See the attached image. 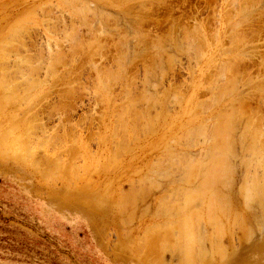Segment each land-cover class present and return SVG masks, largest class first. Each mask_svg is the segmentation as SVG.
<instances>
[{
    "label": "rangeland",
    "instance_id": "rangeland-1",
    "mask_svg": "<svg viewBox=\"0 0 264 264\" xmlns=\"http://www.w3.org/2000/svg\"><path fill=\"white\" fill-rule=\"evenodd\" d=\"M0 47V264H180L186 219L198 264H264V0H0Z\"/></svg>",
    "mask_w": 264,
    "mask_h": 264
},
{
    "label": "bare ground",
    "instance_id": "bare-ground-1",
    "mask_svg": "<svg viewBox=\"0 0 264 264\" xmlns=\"http://www.w3.org/2000/svg\"><path fill=\"white\" fill-rule=\"evenodd\" d=\"M68 2H69V1H68ZM76 4H77V3H76ZM122 4H123V3H122ZM244 5H245V4H244ZM139 6H140V4H139ZM229 6H230V5H229ZM70 7H71V6H70ZM129 8H130V7H129ZM129 8H128V6H127V7H126V11H129ZM123 9H124V8H123ZM127 9H128V10H127ZM143 9H144V8H143ZM236 9H237V8H236ZM92 10H93V9H92ZM94 10H95V9H94ZM121 11H122V9H121ZM123 11H124V10H123ZM126 11H125V12H126ZM131 11H132V10H131ZM233 11H234V10H233ZM80 12H81V11H80ZM141 12H142V11H141ZM90 13H91V12H90ZM122 13H124V12H122ZM241 13H242V12H241ZM124 14H125V13H124ZM126 15H128V14H126ZM86 19H87V18H86ZM241 19H242V18H241ZM243 19H244V18H243ZM249 19H250V18H249ZM103 20H104V19H103ZM138 20H139V22H140V19H138ZM241 21H242V20H241ZM241 21H240V22H241ZM126 27H128V26H126ZM128 28H129V27H128ZM141 28H142V27H141ZM23 29H25V28H23ZM27 29H28V28H27ZM133 30H134V29H133ZM18 32H19V31H18ZM22 32H23V31H22ZM75 32H76V31H75ZM27 33H28V32H27ZM77 33H78V31H77ZM74 35H75V34H74ZM76 35H77V34H76ZM12 36H13V35H12ZM71 36H73V35H71ZM103 36H104V35H103ZM124 36H125V35H124ZM241 36H242V35H241ZM77 37H78V36H77ZM6 38H7V37H6ZM10 38H11V37H10ZM74 38H75V37H74ZM245 38H246V37H245ZM16 39H17V38H16ZM72 39H73V37H72ZM137 39H138V38H137ZM246 39H247V38H246ZM8 40H9V39H8ZM76 40H77V39H76ZM127 40H128V39H127ZM14 41H15V39H14ZM86 41H87V40H86ZM96 41H97V40H96ZM2 42H3V41H2ZM141 42H142V41H141ZM184 42H185V41H184ZM86 43H87V42H86ZM8 44H9V43H8ZM66 44H67V43H66ZM157 45H158V44H157ZM157 45H156V46H157ZM2 46H3V45H2ZM81 46L83 47V44H82ZM6 47H7V46H5V48H6ZM76 47H77V45H76ZM203 47H204V46H203ZM239 47H240V46H239ZM0 48H1V47H0ZM84 48H85V47H84ZM86 48H87V47H86ZM231 48H232V47H231ZM233 48H234V47H233ZM48 49H49V48H48ZM3 50H4V49H3ZM6 50H7V49H6ZM226 50H228V49H226ZM234 50H235V49H234ZM6 52H7V51H6ZM87 52H88V51H87ZM223 52H224V50H223ZM236 52H237V51H236ZM124 53H125V52H124ZM199 53H200V52H199ZM199 53H198V54H199ZM18 54H19V53H18ZM20 55H22V54H20ZM249 56H250V55H249ZM239 57H240V56H239ZM239 57H237V58H239ZM244 57H245V56H244ZM120 58H121V57H120ZM24 59H25V58H24ZM242 59H243V56H241V58H240V60H239V63L242 62ZM263 60H264V59H263ZM29 61H30V60H29ZM229 61H230V60H229ZM7 62H8V61H7ZM263 62H264V61H263ZM2 63H3V62H2ZM2 63H0V65H2ZM14 63H15V62H14ZM232 63H233V64H232ZM232 63H231V61H230L229 64H232V66L230 65V67L236 69L235 67H236L239 63L237 62V63H238V64H237L235 61H232ZM86 64H87V63H86ZM229 64H228L227 66H229ZM5 65H6V63H5ZM119 65H120V62H119ZM223 65H224V64H223ZM262 65H263V64H262ZM25 66H26V65H25ZM25 66H24V67H25ZM260 66H261V65H260ZM230 67H227V70H228V71H229V70L231 71V68H230ZM1 68H2V67H1ZM31 68H32V67H31ZM228 68H229V69H228ZM6 69H7V68H6ZM234 69H233V71H234ZM263 69H264V65H263ZM0 70H3V68L0 69ZM26 70H27V69H26ZM109 70H110V69H109ZM124 70H125V69H124ZM124 70H123V71H124ZM22 71H23V70H22ZM34 71H35V70H34ZM52 71H53V70H52ZM230 71H229V72H230ZM263 71H264V70H263ZM102 72H103V71H102ZM162 72H163V71H162ZM164 72H165V71H164ZM231 72H232V71H231ZM231 72H230V73H231ZM244 72H245V71H244ZM15 73H16V72H15ZM29 73L31 74V72H29ZM69 73H70V72H69ZM218 73H219V72H218ZM230 73H229V74H230ZM0 74H1V73H0ZM4 74H5V72H4ZM4 74H3L2 76H4ZM18 74H19V73H18ZM146 74H147V73H146ZM222 74H223V73H222ZM234 74H237V72H235ZM261 74H262V73H261ZM11 75H13V74H11ZM11 75H10V76H11ZM104 75H105V74H104ZM232 75H233V73H232ZM232 75H230V76H232ZM6 76H7V74H6ZM30 76H31V75H30ZM221 76H222V75H221ZM226 76H227V75H226ZM230 76H229V77H230ZM235 76H236V75H235ZM111 77H113V76H111ZM233 77H234V75H233ZM233 77H232V78H233ZM6 78H7V77H6ZM20 78H21V77H20ZM61 78H62V77H61ZM1 79H2V78H1ZM1 79H0V80H1ZM4 79H5V76H4ZM12 79H13V78H12ZM109 79H110V78H109ZM34 80H35V79H34ZM233 80H234V78H233ZM243 80H244V81H243V82H244L243 84L247 87L246 89L249 90V91H248L249 94L247 95V98H248V101H249L251 98L254 97V95H253V93H252V84H251V82H252V81H251L252 78L250 79L249 77H246V78H244ZM1 81H2V80H1ZM7 81H8V80H7ZM205 81H206V80H205ZM229 81H230V78H229ZM240 81H241V80H240ZM262 81L264 82V72H263V74H262V79H260L259 82H262ZM2 82H4V81H2ZM5 82H6V80H5ZM5 82H4V83H5ZM32 82H33V80H32ZM111 82H113V81H111ZM226 82H227V81H226ZM23 83H24V82H23ZM114 83H115V82H114ZM230 83H233V85L236 84V83L231 82V81H230ZM230 83H229V84H230ZM1 84H2V83H1ZM6 84H7V82H6ZM16 84H17V83H16ZM26 84H27V81H26ZM146 84H147V83H146ZM224 84H225V83H224ZM229 84H228V85H229ZM32 85H33V84H32ZM106 85H107V84H106ZM106 85H105V86H106ZM257 85H258V84H257ZM219 86H220V85H219ZM1 87H2V85H1ZM22 87H23V86H22ZM232 87H233V86H232ZM76 88H77V87H76ZM210 88H211V87H210ZM208 89H209V88H208ZM224 89H225V88H224ZM224 89H223V90H224ZM229 89H230V87H229ZM232 89H233V88H232ZM256 89H257L258 91H257L256 93L254 92V94H255L256 96L258 95L257 97H259V100H260L261 103H264V87H261L260 89H259V88H256ZM8 90H9V89H8ZM134 90H135V89H134ZM209 90H210V89H209ZM220 90H221V89H220ZM206 91H207V90H206ZM230 91H231V90H230ZM234 91H235V90H234ZM3 92H4V90H3ZM226 92H227V91H226ZM228 92H229V91H228ZM261 92H263V94H261ZM218 93H219V91H218ZM223 93H224V92H223ZM126 94H127V93H126ZM129 96H130V94H129ZM10 97H11V96H10ZM257 97H256V98H257ZM132 98H133V97H132ZM149 98H151V97H149ZM180 98H181V97H180ZM247 98H246V100H247ZM133 99H134V98H133ZM145 99H146V98H145ZM213 99H214V98H213ZM213 99H212V100H213ZM155 100H157V99H155ZM251 100H252V99H251ZM234 101H235V100H234ZM239 101H240V100H239ZM248 101H247V102H248ZM131 102H132V101H131ZM143 102H144V101H143ZM156 102H157V101H156ZM206 102H207V101H206ZM15 103H16V102H15ZM208 103H209V102H208ZM4 104H5V103H4ZM130 104H131V103H130ZM152 104H153V103H152ZM152 104H151V105H152ZM248 104H249V103H248ZM8 105H9V104H8ZM251 105H252V104H251ZM133 106H134V105H133ZM205 106H206V105H205ZM123 107H124V106H123ZM135 107H136V106H135ZM145 108H146V107H145ZM201 108H202V107H201ZM203 108H204V107H203ZM205 108H206V107H205ZM230 108H231V107H230ZM235 108H236V107H235ZM231 109H232V108H231ZM245 109H246V108H245ZM245 109H244V110H245ZM133 110H134V109H133ZM236 110H238V109L236 108ZM236 110H234V113L237 115V112H238L239 110H238V111H236ZM246 110H247V111H246ZM246 110H245V112H246V113H245V114H246V119H245V132H244L245 135H243V134H242V135L245 137V140H246V139H250V140H252V141H251V143H252L255 139L253 140V138H250V135H251V134H254L255 131H254L253 133H252L251 131H253V130H258V128L261 127V129H260L261 132H259V133H260V136H261V139H257V140H258V141H259V140L262 141V142L260 141V143L263 144V146H261L260 149L263 150V149H264V126L260 125V123H261V124L263 123V121H262V118H263V117L260 118V117L257 115V116L259 117V118H258V117L255 116L258 120L261 119V121H262V122H260V123L258 122L259 125H258V126L256 125V126H257V127H256V126L254 125V123H253V120L256 119V118H254L253 115H255V114H257V113H253V114H252V112H254V111H252V110L249 111V109H246ZM116 111H117V110H116ZM121 111H122V110H121ZM235 111H236V112H235ZM131 112H132V111H131ZM123 113H124V112H123ZM123 113H121V115H122ZM127 114H128V113H127ZM130 114H131V113H130ZM235 114H234V116H235ZM231 116H233V115H231ZM231 116H230L229 118L232 119ZM252 116H253L254 119H252ZM5 117H6V116H5ZM5 117H4V118H5ZM119 117H120V116H119ZM8 118H9V116H8ZM221 118H223V117H221ZM221 118H220V120H221ZM235 118H236V116H235L233 119L235 120ZM231 119H230V120H231ZM233 119H232V120H233ZM257 119H256V121H258ZM12 120H13V119H12ZM21 120H22V119H21ZM122 120H123V119H122ZM222 120H223V119H222ZM227 120H229V119L227 118V119L225 120L226 123H228ZM230 120H229V122H230ZM232 120H231V121H232ZM240 120H241V119H240ZM240 120H239V121H240ZM263 120H264V119H263ZM2 121H3V120H2ZM120 121H121V120H120ZM225 121L223 120V123H225ZM259 121H260V120H259ZM26 122H27V121H26ZM115 122H117V121H115ZM218 122H220V121H218ZM233 122H234V121H233ZM236 122H237V121H236ZM243 123H244V122H243ZM220 124H221V123H220ZM15 125H17V123H16ZM140 125H141V124H140ZM208 125H209V124H208ZM243 125H244V124H243ZM253 125L256 127V129L254 128ZM263 125H264V124H263ZM212 126H213V125H212ZM215 126H216V125H215ZM252 126H253V127H252ZM259 126H260V127H259ZM136 127H137V125H136ZM207 127H208V126H207ZM209 127H210V126H209ZM227 127H230V126H227ZM227 127H226V129H224V130H227ZM262 127H263V128H262ZM132 128H133V127H132ZM142 128H143V126H142ZM243 128H244V127H243ZM114 129H116V128H114ZM229 129H230V128H229ZM232 129H233V127H232L230 130H232ZM221 130H222V129H221ZM221 130H219V131H221ZM224 130H223V132H224ZM230 130H227V133H226V131H225V133L228 134V135H230V134L228 133V131H229L230 133H232ZM115 131H116V130H115ZM214 131H215V130H214ZM219 131H218V132H217V130L215 131L217 135H219ZM232 131H233V130H232ZM139 132H140V131H139ZM204 132H205V131H204ZM208 132H209V131H208ZM5 133H6V132H5ZM210 133H211V132H210ZM225 133H224V134H225ZM250 133H251V134H250ZM256 133H257V131H256ZM216 134L214 133V135H216ZM233 134H234V133H233ZM8 135H9V134H7V135L5 134V135H3V136L1 137V139H0V148H1L2 145L5 143V141H6V140H5V137L8 136ZM16 135H17V134H16ZM119 135H120V134H119ZM208 135H209V134H208ZM217 135H216V137H217ZM254 135H255V134H254ZM254 135L251 136V137L256 138L255 136H258L259 134L255 135V136H254ZM238 136H239V135H238ZM9 137H10V136H9ZM220 137L223 138V136H220ZM220 137H217V139H219ZM6 138H7V137H6ZM14 138H15V137H14ZM222 138H220V139H221V140H224V139H222ZM242 138H243V137H242ZM12 140H13V139H12ZM221 140H219V141H221ZM231 140H232V139H231ZM250 140H248V141H250ZM257 140H256V142H257ZM14 141H15V140H14ZM225 141H227V140H225ZM12 142H13V141H12ZM221 142H222V141H221ZM228 142H229V143H232L233 141H232V142L228 141ZM240 142H241V141H240ZM256 142L254 141L253 144L257 146L258 143H256ZM43 143H44V142H43ZM123 143H124V142H123ZM185 143H186V142H185ZM226 143H227V142H226ZM226 143H225V145H226ZM229 143H227V145H230ZM251 143L249 144V145L251 146L250 149L253 150V149H252V145H253V144L251 145ZM255 143H256V144H255ZM119 144H120V143H119ZM213 145H214V144H213ZM215 145H216V144H215ZM215 145H214V146H215ZM231 145H232V144H231ZM234 145H235V144H234ZM247 145H248V143H247ZM211 146H212V145H211ZM211 146H210V147H211ZM3 147H5V145H3ZM27 147H28V146H27ZM123 147H124V146H123ZM219 147H221V146H219ZM219 147H214V148H218V149H219ZM230 147H232V146H230ZM230 147H229V148H230ZM29 148H30V147H29ZM29 148H28V151L30 152ZM212 148H213V147H212ZM214 148H213V149H214ZM221 148H222V147H221ZM247 148H248V147H247ZM42 149H43V148H42ZM248 149H249V148H248ZM256 149H257L258 152H259V145H258V148H256ZM25 150L27 151V149H25ZM40 150H41V149H40ZM261 150H260V151H261ZM41 151H42V150H41ZM218 151H219V150H218ZM222 151H223V150H222ZM229 151H230V150H229ZM29 152H28V153H29ZM44 152H45V151H44ZM210 152H211V151H210ZM226 152H227V151H226ZM26 153H27V152H26ZM28 153H27V155H28ZM36 153H37V151H36ZM214 153H215V152H214ZM229 153H230V152H229ZM229 153H228V154H229ZM45 154H46V153H45ZM210 154H211V153H210ZM219 154H220V152H219ZM222 154H223V156H224V152H222ZM225 154H226V153H225ZM3 155H4V154H3ZM12 155H13V154H12ZM22 155H23V154H22ZM30 155H32V156H37V154H36V155L31 154V152L29 153V157H30ZM185 155H186V154H185ZM215 155H216V154H215ZM215 155H214V156H215ZM4 156H5V155H4ZM8 156H9V155H8ZM32 156H31V157H32ZM40 156H41V155H40ZM6 157H7V156H6ZM31 157H30L31 160H29V161H31V162H32V161H35V162H34L35 164H37L38 162L40 163V158H39V160H37V158L34 159V157H32V158H31ZM37 157H38V156H37ZM13 158H14V157H13ZM216 158H217V157H216ZM33 159H34V160H33ZM53 159H54V158H53ZM160 159H161V158H160ZM217 159H218V158H217ZM217 159H216V160H217ZM17 160H18V158H17ZM23 160H24V159H23ZM23 160H21V161H23ZM43 160H44V159H43ZM43 160H42V161H43ZM212 160H213V159H212ZM214 160H215V159H214ZM254 160H255V157H254ZM29 161H28V162H29ZM36 161H38V162L36 163ZM46 161H47V160H46ZM182 161H183V160H182ZM219 161H220V160H219ZM252 161H253V160H252ZM260 161H261V160H260ZM180 162H181V161H180ZM217 162H218V161H216V162L213 161L212 163L217 164ZM34 163H33V164H34ZM47 163H48V162H47ZM52 163H53V162H52ZM35 164H34V165H35ZM45 164H46V163H45ZM179 164H180V163H179ZM202 164H203V163H202ZM208 164H209V163H208ZM225 164H226V163H225ZM227 164H228V163H227ZM38 165H39V164H38ZM46 165H48V164H46ZM51 165H53V164H51ZM194 165H195V164H194ZM31 166H32V164H31ZM53 166H54V165H53ZM55 166H57V165H55ZM55 166H54V167H55ZM196 166H197V165H196ZM251 166H252V164H251ZM7 167H8V166H7ZM57 167H58V166H57ZM219 167H220V165H219ZM219 167L216 166L215 169L217 170V168H219ZM47 168H48V167H47ZM50 168H51V167H50ZM155 168H156V167H155ZM194 168H195V167H194ZM197 168H198V167H197ZM223 168H224V167H223ZM223 168H222V170H223ZM37 169H39V167H37ZM44 169H45V168H44ZM212 169H214V167H213ZM219 169H220V168H219ZM219 169H218V170H219ZM224 169H225V171L227 172L226 168H224ZM39 170H41V169H39ZM47 170L49 171V169H47ZM50 170H51V169H50ZM52 171H53V167H52ZM52 171H51V172H52ZM223 171H224V170H223ZM225 171H224V173H225ZM41 172H42V171H41ZM45 172H46V171H45ZM45 172H44V173H45ZM187 172H188V171H187ZM194 172H195V171H193V173H194ZM213 172L215 173V175L212 174ZM216 172H217V171H216ZM216 172H215V171H212V173H211V171H210L211 176L214 175L213 179L216 178V174H217V178L219 177V176H218V173H216ZM62 173H63V172H62ZM190 173H191V172H190ZM195 173H196V172H195ZM208 173H209V172H208ZM38 174H39V173H38ZM53 174H54V173H53ZM153 174H154V172H153ZM219 174H220V170H219ZM221 174H222V172H221ZM48 175H49V174H48ZM207 175H209V174H207ZM228 175H229V174H228ZM194 176H195V175H194ZM211 176H208L207 181H208L209 177H211ZM220 176H221V175H220ZM45 177H46V175H45ZM61 177H62V176H61ZM66 178H67V177H66ZM195 178H196V177H195ZM202 178H203V176H202ZM220 178H221V177H220ZM220 178H218V180H219ZM226 178H227V177H226ZM203 179H204V178H203ZM213 179H212V181H211V178H210V179H209L210 181L206 182L205 184L208 183L207 185H211V183H209V182H212V183H213V182H214V183L217 182V181H215L216 179H215L214 181H213ZM152 180H153V179H152ZM189 180H190V179H189ZM194 180H196V179H194ZM250 180H251V179H250ZM44 181H45V180H44ZM150 181H151V180H150ZM150 181H149V182H150ZM245 181H246V180H245ZM258 181H259V180H258ZM219 182H220V181H219ZM219 182H218V183H219ZM146 183H147V182H146ZM155 183H156V182H155ZM192 183H193V181H192ZM220 183H221V182H220ZM224 183H225V182H224ZM142 184H143V183H142ZM144 184H145V183H144ZM188 184H189V183H188ZM216 184H217V183H216ZM140 185H141V184H140ZM207 185H205V186H207ZM256 185H257V184H256ZM261 185H262V184H261ZM130 186H131V188H132V184H131ZM212 186H213V184L211 185V187H212ZM133 187H134V186H133ZM144 187H145V186H144ZM203 187H204V186H203ZM203 187L201 186V188H203ZM211 187H210V189H211ZM214 187H215V186H214ZM248 187H249V186H248ZM212 188H213V187H212ZM215 188H216V187H215ZM263 188H264V187H263ZM195 189H197V188H195ZM198 189H200V188L198 187ZM203 189H204V188H203ZM205 189H207V191H208V188L205 187ZM254 189H255V188H254ZM147 190H148V189L146 188V191H147ZM149 190H150V188H149ZM247 190H248V189H247ZM252 190H253V189H252ZM146 191H145V192H146ZM212 191H213V190H212ZM131 192H132V191H131ZM241 192H242V191H241ZM193 193H194V192H193ZM247 193H248V192H247ZM260 193H261V192H260ZM123 194H124V193H123ZM130 194H131V193H130ZM140 194H141V193H140ZM185 194H186V193H185ZM194 194H195V193H194ZM194 194H192V195H194ZM221 194H222V193H221ZM262 194H263V193H262ZM128 195H129V194H128ZM188 195H191V194L188 193L187 196H188ZM192 195H191V196H192ZM202 195H203V194H202ZM218 195H219V194H217V196H218ZM121 196H122V195H121ZM142 196H143V195H142ZM184 196H185V195H184ZM191 196H189V197H191ZM197 196H198V195H197ZM199 196H201L200 193H199ZM203 196H204V195H203ZM212 196H213V198H214V197L216 196V192H215V195L212 194ZM212 196H209V197H212ZM244 196H245V195H244ZM250 196H252V195H250ZM140 197H141V195H140ZM128 198H129V197H128ZM132 198H133V197H132ZM185 198H186V196H185ZM187 198H188V197H187ZM200 198H202V196H201ZM219 198H221V197H219ZM183 199H184V198H183ZM141 200H142V199H141ZM170 200H171V199H170ZM185 200H186L185 204L190 202L188 199H185ZM187 200H188V201H187ZM190 200H191V202L189 203V205L186 204L185 207H184V205H182L183 207L179 205L180 211H182V213H184L185 211H187V208H188V209L190 208V206H191L190 204H191V203H192V205H193V203H194V205L191 206V207H195V206H196L195 204H197V203H195L196 200L193 201V196H192V199H190ZM215 200H216V199H215ZM218 200H219V199H218ZM218 200H216L215 202L217 203ZM118 201H119V200H118ZM192 201H193V202H192ZM219 201L221 202V200H219ZM219 201H218V202H219ZM196 202H197V201H196ZM199 202H200V201H199ZM201 202H202V201H201ZM223 202H224V201H223ZM245 202H246V200H245ZM247 202H249V201H247ZM162 203H163V202H162ZM183 203H184V202H183ZM183 203H182V204H183ZM211 203H212V202H211ZM199 204H200V203H199ZM123 205H124V204H123ZM218 205H219V204H218ZM227 206H228V205H227ZM196 207H198V206H196ZM196 207H195V209H196ZM218 207H219V206H218ZM221 207H222V206H221ZM224 207H225V206H224ZM164 208H165V207H164ZM181 208H182V209H181ZM207 208H208V207H207ZM216 208H217V207H216ZM165 209H167V208H165ZM198 209H199V207H198ZM162 210H163V209H162ZM189 210H190V209H189ZM191 210H192V209H191ZM208 210H209V208H208ZM208 210H207V211H208ZM212 210H213V214H214L213 216H215V214H216L218 211L215 212L213 208H212ZM215 210H217V209H215ZM125 211H126V210H125ZM194 211H196V210H194ZM210 211H211V210H210ZM161 212H162V211H161ZM122 213H123V212H122ZM167 213H168V212H167ZM170 213H171V212H170ZM178 213H180V215H181V212H178ZM188 213H189V212H188ZM196 213H197V212H196ZM120 214H121V213H120ZM168 214H169V213H168ZM185 214L187 215L186 212H185ZM191 214H193V211L191 212ZM118 215H119V214H118ZM159 215H161L160 212H159ZM120 216H121V215H120ZM126 216H127V215H126ZM163 216H164V215H163ZM177 216H179V215H177ZM196 216H197V214H196ZM200 216H201V215H200ZM193 217H194V216H193ZM211 217H212V216H211ZM216 217H217V215H216ZM216 217H215V218H216ZM175 218H176V217H175ZM187 218L189 219V218H192V217H191V215H190V217L188 216ZM184 219H185V218H184ZM198 219H199V218H198ZM200 219H201V218H200ZM263 219H264V217H263ZM183 221H184V220H183ZM189 221H191V219H189ZM195 221L199 223V221H198L197 219H195ZM218 221H219V219L216 220V219H212V218H211L210 221L208 222V223H210V222L212 223V225H211V224H210V225H211V227H213V230H214L215 228H218V229H219V227H220L219 224H220L221 222H218ZM186 222H187V219L184 221V223H185V228H184V229L188 230V231H186V230L184 231V233L186 232V235H187L186 237H187V239H185L184 235L181 233V230H182V228H183L184 226H183V225H180L179 221H177V222H171L170 224H168L169 222H168V223L166 222V223H167V226L170 225V227H167V229H169V228L172 227V226H171L172 223H173V224L175 223L174 225H176V227H175L176 230H177V228L179 229L180 226H183L182 228H180V233L182 234V235H180V236H183L184 239H185L186 241H182V240H184V239H182V237H181L182 240L180 241V240L178 239L179 241H177V243H176L175 245L173 244L174 246H172V248L174 247V250L177 252V254H179V257H180V255H181V258H182L181 263L184 262L185 264H186V263L189 264L190 260H191V262H192L193 260L195 261V259H192V257H193V258L195 257V256H193L192 254L195 255V252H197V251L199 250V247H198V250H197V251L195 250V252H193V251H194V248H195L196 245H195L194 247H193V245H191V246L193 247V248H191V246H190L189 244L192 243V242L194 243V241L191 242L190 239H193V240H194V237H195L194 235H196L197 237L195 238V240H198V237H199L198 235H200V233L197 232V234H194L196 230L191 232V229H192L194 226L192 225V227H190V226L186 225ZM201 222H202V220H201ZM194 223H195V222H194ZM194 223H193V224H194ZM198 223H197V224H198ZM202 223H203V222H202ZM224 223H225V222H224ZM200 224H201V223H200ZM163 225H164V224H163ZM190 225H191V224H190ZM210 225H209V226H210ZM156 226H157V225H156ZM207 226H208V225H207ZM218 226H219V227H218ZM153 227H154V226H152V228H153ZM189 227H190L191 229H190ZM199 227L201 228V226H199ZM222 227H223V226H222ZM154 228H155V227H154ZM159 228H160V227H159ZM161 228H162V227H161ZM164 228H166V226H165ZM172 228H173V227H172ZM175 228H173V229H175ZM188 228L190 229V231H189ZM197 228H198V225H197ZM197 228H196V229H197ZM203 228H204V226H203ZM167 229H166V230H167ZM218 229H217V230H218ZM220 229H221V228H220ZM152 230H153V229H151V230H149V231H152ZM204 230H205V229H204ZM213 230H212V232H214ZM217 230H216L215 232H217ZM222 230H223V228H222ZM153 231L155 232V233H153V234H157V235H158V233H156V230H155V229H154ZM210 231H211V230H210ZM220 231H221V230H220ZM161 232H162V230H161ZM176 232H177V231H176ZM187 232H188V233H187ZM193 232H194V233H193ZM204 232H205V231H204ZM204 232H203V233H204ZM215 232H214V233H215ZM164 233H166V232H164ZM180 233H179V234H180ZM191 233H192V238H190V237H191ZM201 233H202V232H201ZM206 233H207V232H206ZM150 234H151V233H150ZM148 235H149V234H148ZM176 235H177V234H176ZM201 235H202V234H201ZM201 235H200V236H201ZM215 235L218 236V234H215ZM167 236H168V235H167ZM171 236H172V235H171ZM203 236H206V235L203 234ZM212 236H213V234H212ZM212 236H211V238H212ZM221 236H223V237H221ZM225 236H226V235H225ZM144 237H145V236H144ZM146 237H147V236H146ZM165 237H166V236H165ZM214 237H215V236H213V238H214ZM159 238H161V237H158V239H159ZM200 238H201V237H200ZM217 238H218V237L215 238V239H216V240H214L215 242H217V240H218ZM222 238L224 239V235H220V236H219V240H221L222 243H223V239H222ZM154 239H155V238H154ZM154 239L152 238L153 241H150L151 239H150V237H149L148 240H149L150 242H154V241H155ZM164 239H165V238H164ZM203 239H204V237L201 238L200 240H198V241H199V245H201V247H200V248H201L200 251L202 250V247L204 246V242H201V241H203ZM156 240H157V238H156ZM166 240H167V239H166ZM189 240H190V241H189ZM206 240H207V239L205 238V241H206ZM209 240H210V239H209ZM157 241H160V240H157ZM157 241L154 242V244H155V243L158 244ZM161 241H162V240H161ZM161 241H160V242H161ZM174 241H175V240H174ZM188 241H189V242H188ZM198 241H195V244H197ZM211 241H212V240H210V242H211ZM221 241H219V242H221ZM160 242H159V243H160ZM200 242H201L202 244H201ZM219 242H218V243H219ZM162 243H163V241H162L160 244H162ZM174 243H175V242H174ZM188 243H189V244H188ZM212 243H213V241H212ZM218 243H217V244H218ZM222 243H221V244L219 243L218 247H217V245H216V248H219L220 245H221V247H222ZM140 244H141V243H140ZM171 244H172V243H171ZM148 245H149V244H148ZM148 245H147L148 248L146 249L147 251L144 250V252H146V253L143 252V249L141 250V253H144V254H147V255H148V253L150 254L151 251L153 252V250H151V249H150V252L148 251V249L152 247V246H150V245H149V246H150V247H149ZM164 245H165V243H164ZM197 245H198V244H197ZM212 245H213V244H212ZM141 246H142V245H141ZM143 246L145 247V245H143ZM157 246H158V245H157ZM161 246H162V245H161ZM223 246H224V245H223ZM139 247H140V246H139ZM139 247L137 248L138 251L141 249V248H139ZM163 247H164V246H163ZM213 247H215V245H213ZM160 248H161V249H160V251H161V250H162V247H160ZM203 248H205V246H204ZM144 249H145V248H144ZM209 249H210V248H209ZM163 250H164V249H163ZM163 250H162V251H163ZM171 250H172V249H171ZM205 250H206V249H205ZM160 251H159V250H156V251H154V252H158V253H159ZM164 251H165V250H164ZM166 251H167V250H166ZM166 251H165V252H166ZM168 251H169V250H168ZM202 251H203V250H202ZM202 251H201V252H202ZM214 251L216 252V251H218V249H217V250L214 249ZM219 251H220V250H219ZM219 251H218V252H219ZM222 251H223V250H222ZM172 252H173V251H172ZM192 252H193V253H192ZM201 252H200V253H201ZM158 253H157V254H158ZM161 253H162V252H161ZM170 253H171V252H170ZM198 253H199V251H198ZM144 254H143V255H144ZM219 254H221V253H219ZM222 254H223V253H222ZM222 254H221V255H222ZM160 255H161V254H160ZM191 255H192V256H191ZM214 255H215V254H214ZM162 256H163V255H161V257H162ZM144 257H145V255H144ZM146 257H147V256H146ZM200 257H201V256L197 257V255H196V259H198L197 261H199V260L201 261V259H199ZM190 258H191V259H190ZM201 258H202V257H201ZM146 259H147V258H146ZM162 259H163V258H162ZM189 259H190V260H189ZM141 260H142V259H141ZM143 260H145V259L143 258ZM145 261H146V260H145ZM145 261H144V262H145ZM165 261H166V258H165ZM179 261H180V260H179ZM179 261H178V262H179ZM149 262H153V260H152V261H149ZM156 262H158V261H156ZM172 262H173V261H172ZM191 262H190V264H191ZM163 263H164V262H163ZM179 263H180V262H179ZM181 263H180V264H181ZM184 263H183V264H184ZM192 263H197V262L195 261V262H192ZM200 263H201V262H200ZM200 263H199V264H200ZM155 264H158V263H155ZM159 264H160V263H159ZM197 264H198V263H197Z\"/></svg>",
    "mask_w": 264,
    "mask_h": 264
}]
</instances>
